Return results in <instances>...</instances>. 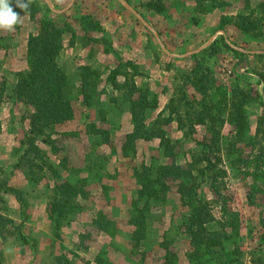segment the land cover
<instances>
[{"label": "rangeland", "instance_id": "1", "mask_svg": "<svg viewBox=\"0 0 264 264\" xmlns=\"http://www.w3.org/2000/svg\"><path fill=\"white\" fill-rule=\"evenodd\" d=\"M24 1L36 21L0 30V264H264V0ZM50 21L73 111L45 141L15 88ZM61 181L84 194L57 228Z\"/></svg>", "mask_w": 264, "mask_h": 264}, {"label": "trees", "instance_id": "2", "mask_svg": "<svg viewBox=\"0 0 264 264\" xmlns=\"http://www.w3.org/2000/svg\"><path fill=\"white\" fill-rule=\"evenodd\" d=\"M22 2L26 1L22 0ZM12 7L20 14L29 13L31 20L36 21L35 16L28 9L25 11L16 7V2ZM47 23L50 26L44 25L37 34L31 33L30 35L28 43L30 71L19 76L15 88L18 99L28 102L34 107L31 125L33 138L36 139L41 135L45 136V141L50 139L46 129L53 124L71 120L73 111L72 102L67 96L69 89L67 74L57 60L63 49V30L51 21ZM204 52L216 55L219 53V49L216 48V44H212ZM0 93H3V90ZM2 96L3 94H0V101ZM129 136L134 135L130 134ZM31 144L34 145V140H31ZM163 170L160 181L166 178L168 168L164 167ZM2 172L0 167V195L2 193ZM136 175L142 186L140 192L144 193L146 186L154 179L148 171H136ZM56 189L58 197L51 202L50 215L58 228L62 219H67L75 210L76 200L84 193L69 181L58 182ZM197 213L198 210L195 208L194 215ZM202 223L200 221L198 224L203 225Z\"/></svg>", "mask_w": 264, "mask_h": 264}, {"label": "clouds", "instance_id": "3", "mask_svg": "<svg viewBox=\"0 0 264 264\" xmlns=\"http://www.w3.org/2000/svg\"><path fill=\"white\" fill-rule=\"evenodd\" d=\"M16 7L26 11L28 5L22 0H17ZM22 22L23 17L14 11L11 0H0V30L12 31L17 24Z\"/></svg>", "mask_w": 264, "mask_h": 264}, {"label": "crops", "instance_id": "4", "mask_svg": "<svg viewBox=\"0 0 264 264\" xmlns=\"http://www.w3.org/2000/svg\"><path fill=\"white\" fill-rule=\"evenodd\" d=\"M24 15H28L27 13H25Z\"/></svg>", "mask_w": 264, "mask_h": 264}]
</instances>
